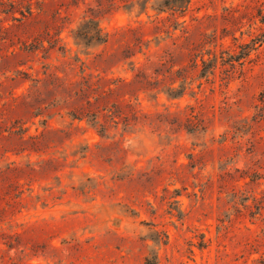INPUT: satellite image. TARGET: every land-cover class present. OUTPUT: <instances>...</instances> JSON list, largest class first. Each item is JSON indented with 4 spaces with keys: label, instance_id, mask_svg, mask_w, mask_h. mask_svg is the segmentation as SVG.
<instances>
[{
    "label": "rangeland",
    "instance_id": "rangeland-1",
    "mask_svg": "<svg viewBox=\"0 0 264 264\" xmlns=\"http://www.w3.org/2000/svg\"><path fill=\"white\" fill-rule=\"evenodd\" d=\"M133 1L0 0V264H264V0Z\"/></svg>",
    "mask_w": 264,
    "mask_h": 264
},
{
    "label": "trees",
    "instance_id": "trees-1",
    "mask_svg": "<svg viewBox=\"0 0 264 264\" xmlns=\"http://www.w3.org/2000/svg\"><path fill=\"white\" fill-rule=\"evenodd\" d=\"M192 0H157L156 3L151 5L153 10H156L158 14L171 11L172 15H175L177 12L180 16H184L187 9L190 6ZM139 4L141 7V13L146 11L149 8L150 0H136L132 2V7L135 4ZM29 12H32V9L29 8ZM260 20L264 23V14L260 15ZM185 21L179 22L178 20L174 23V29H177ZM76 39H78L81 43L85 45H90L94 40L98 41L99 43H105L109 39L108 33L104 32L99 25L96 23L94 19H89L85 23L81 24L75 31H74ZM216 38V37H215ZM254 45L256 43H264V31H262L259 35L252 39ZM242 50L239 53H228L223 51L220 56L214 53L213 57L209 59H205L204 55L201 56V64L202 67L200 69V76L205 77L209 76L210 74H215V71L218 67V61L220 58V62L222 66L230 65V69L226 67V71H234L238 65L241 67L244 65V59L250 55V50L253 48L250 43H243L241 45ZM209 54L211 51L208 52ZM226 53V55H225ZM196 67L199 66L197 60L195 61ZM182 93V92H181ZM178 93H173L176 96ZM264 101V91L262 92V99ZM258 176V173L256 174ZM259 209V205H257ZM205 242L202 240L200 242V246L203 247ZM146 264H158V255L148 256L146 258Z\"/></svg>",
    "mask_w": 264,
    "mask_h": 264
}]
</instances>
